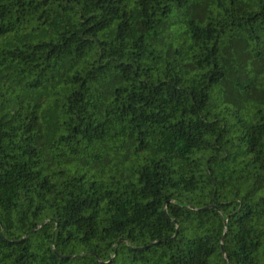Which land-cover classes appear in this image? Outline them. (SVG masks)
<instances>
[{"label":"trees","instance_id":"obj_1","mask_svg":"<svg viewBox=\"0 0 264 264\" xmlns=\"http://www.w3.org/2000/svg\"><path fill=\"white\" fill-rule=\"evenodd\" d=\"M0 264H264V0H0Z\"/></svg>","mask_w":264,"mask_h":264}]
</instances>
